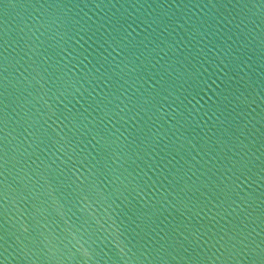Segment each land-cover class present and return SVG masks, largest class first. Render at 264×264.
I'll return each instance as SVG.
<instances>
[{
	"label": "water",
	"instance_id": "obj_1",
	"mask_svg": "<svg viewBox=\"0 0 264 264\" xmlns=\"http://www.w3.org/2000/svg\"><path fill=\"white\" fill-rule=\"evenodd\" d=\"M0 264H264V0H0Z\"/></svg>",
	"mask_w": 264,
	"mask_h": 264
}]
</instances>
